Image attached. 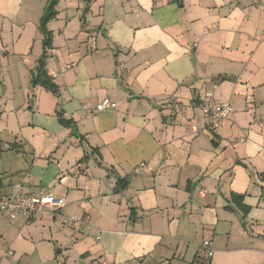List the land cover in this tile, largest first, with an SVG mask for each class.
Returning <instances> with one entry per match:
<instances>
[{
    "label": "crops",
    "instance_id": "0c3cea01",
    "mask_svg": "<svg viewBox=\"0 0 264 264\" xmlns=\"http://www.w3.org/2000/svg\"><path fill=\"white\" fill-rule=\"evenodd\" d=\"M48 2L0 0V104L21 100L19 127L44 145L0 167V196L22 184L63 198L88 227L0 219V264H264V0H58L46 60L57 96L32 85ZM207 93L234 113L193 134ZM104 99L117 108L97 112Z\"/></svg>",
    "mask_w": 264,
    "mask_h": 264
},
{
    "label": "built area",
    "instance_id": "2783aa9c",
    "mask_svg": "<svg viewBox=\"0 0 264 264\" xmlns=\"http://www.w3.org/2000/svg\"><path fill=\"white\" fill-rule=\"evenodd\" d=\"M116 108L117 103L110 99H104L96 106V111L102 112ZM83 110L88 117L94 116V112L89 106L83 105ZM200 111L203 127L191 123L189 128L193 134L217 130L225 121L231 118L234 113V107L229 102H217L213 93H207L201 101ZM183 116L184 110L181 105L174 103L170 114L171 124L177 125L178 118ZM260 126L264 127V122H261ZM65 206L66 200L63 198H56L50 194H41L31 188H25L22 184H17L11 194L0 196V219H16L23 216L30 222L33 219L47 216L51 220L59 221L61 224L72 228L83 229L88 227L86 218L67 217L63 212ZM200 252L211 258L214 255L213 243L211 241L203 242L200 246ZM12 255L13 252L9 251L8 256Z\"/></svg>",
    "mask_w": 264,
    "mask_h": 264
},
{
    "label": "rangeland",
    "instance_id": "374dc122",
    "mask_svg": "<svg viewBox=\"0 0 264 264\" xmlns=\"http://www.w3.org/2000/svg\"><path fill=\"white\" fill-rule=\"evenodd\" d=\"M6 36H7L9 43H10L11 38H12V33L7 34ZM18 46H19V49H21L20 45H18ZM23 46H25V45H23ZM41 46L42 45L39 43L36 44L33 53L35 54L36 50H38V51L41 50ZM31 47H28V49H30ZM11 56H12V53H11ZM20 58H21V56H20ZM9 74H10V77L12 79H15V77H16L18 80L17 72L15 70L10 72ZM6 75H8V71L6 70V66L0 64V81L1 82H3V77ZM5 84L8 88L9 85H7V83H5ZM13 87L17 91V87H15V85ZM0 90H1V93L4 94L5 90L2 86V84H0ZM20 102H21V100L18 99V101L16 103H7V104H3V106H1V104H0V130L2 131V134H0L1 135L0 136V140H1L0 145H1V148L3 151L2 156L0 157L1 170H2V168L5 169L6 167H9L10 165H15L19 160L23 161L24 157L26 156L24 151L25 150L29 151L28 148L35 147L36 146L35 143L39 146L40 149L43 148V146H44L41 141L35 140L36 137L31 134L30 130H23L24 128L19 127L20 126L19 125V122H20L19 115L23 111H25V110L21 109L22 105ZM26 111H29V110L26 109ZM200 117H201V115H200ZM200 121L202 122V119ZM195 124L197 125V123H195ZM199 127H203V122H202V126H199ZM15 142H17L16 143L17 145H19L21 143L24 145L23 149L21 148L22 149L21 152H18V150L16 148H12V147H11V149H8V146L10 144L14 145ZM27 142H28V144H27ZM18 149H19V147H18ZM74 229H76V228H74ZM54 237L59 242V244L55 247V251L58 252L59 250H64L63 254L57 253L59 261L65 262L64 257L66 255V252L68 251L69 246H70L67 244L68 242L65 239H63L64 237H66V235H62L60 232H54ZM1 245H2V243L0 244V250L6 251L7 250L6 246L2 247Z\"/></svg>",
    "mask_w": 264,
    "mask_h": 264
},
{
    "label": "trees",
    "instance_id": "16d2710c",
    "mask_svg": "<svg viewBox=\"0 0 264 264\" xmlns=\"http://www.w3.org/2000/svg\"><path fill=\"white\" fill-rule=\"evenodd\" d=\"M176 1L180 4V6H182V3H181L182 0H176ZM57 5H58V0H49V2L46 5L42 19L40 21V28L45 37L43 41L44 53L42 55V58L38 62V66L36 70H34V72L32 73V85L42 86L45 90L49 91L55 96L58 95V87L54 83L51 75L46 70V60H47V50L50 49L52 46V37H53L52 33L48 30L47 26L49 22L54 20L58 15ZM57 115H58L60 123L63 126L70 128L72 125H75V123L72 120L64 119L63 114L61 112H58ZM2 153L3 151L0 145V157L2 156ZM122 182L123 180H119L118 186L121 189H124L127 186L122 185ZM232 198L234 199L238 198L242 200V196L234 195Z\"/></svg>",
    "mask_w": 264,
    "mask_h": 264
},
{
    "label": "water",
    "instance_id": "95a60500",
    "mask_svg": "<svg viewBox=\"0 0 264 264\" xmlns=\"http://www.w3.org/2000/svg\"><path fill=\"white\" fill-rule=\"evenodd\" d=\"M72 129H73V134L77 136L78 133H77L76 127L74 125L72 126Z\"/></svg>",
    "mask_w": 264,
    "mask_h": 264
}]
</instances>
